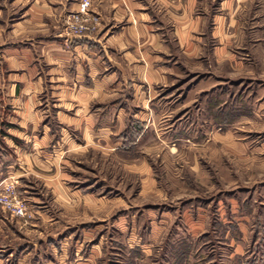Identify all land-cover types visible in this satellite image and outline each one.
<instances>
[{
  "label": "rangeland",
  "instance_id": "rangeland-1",
  "mask_svg": "<svg viewBox=\"0 0 264 264\" xmlns=\"http://www.w3.org/2000/svg\"><path fill=\"white\" fill-rule=\"evenodd\" d=\"M12 1L1 0L3 14ZM6 14V22L18 19ZM258 17L241 21L245 35L232 39L220 65L216 42L207 39L201 61L181 67L163 88L149 123L129 119L119 151L93 149L82 159L78 153L67 165V182L102 196L104 210L81 198L78 211L66 212L41 181L28 179L26 194L18 182L7 183L27 214L15 217L0 205L1 216L3 210L22 223L0 231V264H264V68L254 51L264 46V21ZM33 204L51 210L42 243L44 235L27 228Z\"/></svg>",
  "mask_w": 264,
  "mask_h": 264
},
{
  "label": "crops",
  "instance_id": "crops-1",
  "mask_svg": "<svg viewBox=\"0 0 264 264\" xmlns=\"http://www.w3.org/2000/svg\"><path fill=\"white\" fill-rule=\"evenodd\" d=\"M81 1L13 0L3 14L0 0V188L16 181L26 194L25 182L36 179L66 212L78 211L81 198L105 209L102 196L67 182L78 153L119 151L129 119L149 123L163 88L201 61L207 39L220 65L232 39L245 35L241 21H264V0H90L94 30L71 37L63 21ZM254 51L264 68V46ZM34 204L27 228L44 235L51 210ZM2 212L0 231L22 224Z\"/></svg>",
  "mask_w": 264,
  "mask_h": 264
},
{
  "label": "built area",
  "instance_id": "built-area-1",
  "mask_svg": "<svg viewBox=\"0 0 264 264\" xmlns=\"http://www.w3.org/2000/svg\"><path fill=\"white\" fill-rule=\"evenodd\" d=\"M90 4V0H82L78 11L68 18L67 31L71 37H82L88 31L94 30V24H91L92 21L88 13ZM0 205L13 216L22 217L27 214L25 203L17 197L12 184H5L1 188Z\"/></svg>",
  "mask_w": 264,
  "mask_h": 264
}]
</instances>
